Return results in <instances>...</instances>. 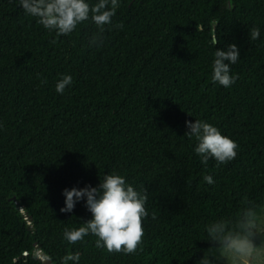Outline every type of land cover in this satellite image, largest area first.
I'll return each mask as SVG.
<instances>
[{
	"label": "trees",
	"instance_id": "16d2710c",
	"mask_svg": "<svg viewBox=\"0 0 264 264\" xmlns=\"http://www.w3.org/2000/svg\"><path fill=\"white\" fill-rule=\"evenodd\" d=\"M112 19L90 49V22L56 37L0 0V264H59L68 252L79 264H218L206 225L236 231L242 212L264 211V0H120ZM230 44L240 59L224 88L211 62ZM61 74L73 78L63 95ZM195 119L234 140L236 158L201 164L185 136ZM112 172L148 195L133 254L98 249L92 235L62 240L90 218L83 201L60 213L62 190Z\"/></svg>",
	"mask_w": 264,
	"mask_h": 264
},
{
	"label": "clouds",
	"instance_id": "9594fccd",
	"mask_svg": "<svg viewBox=\"0 0 264 264\" xmlns=\"http://www.w3.org/2000/svg\"><path fill=\"white\" fill-rule=\"evenodd\" d=\"M120 0H17L24 14L32 17L49 33L56 37L67 36L74 32L78 25L90 22L96 31L88 37L87 47L99 49L104 45L103 33L106 26L113 25V17ZM123 29L122 23L114 25ZM250 39L260 37V29L250 31ZM55 41H53L54 43ZM217 39L210 45L214 48ZM239 49L235 44L225 49L214 50L211 62V81L214 84L230 87L236 77L231 74V66L239 60ZM73 78L61 74L56 80L54 90L63 95L71 87ZM185 136L195 140L193 152L200 163L207 165L209 159L225 164L237 156V143L212 124L195 119L185 121ZM204 181L214 183L211 175H205ZM63 206L60 213L71 214L78 203L90 213V218L77 228H65L62 240L70 245L84 241L86 236L96 237L95 247L109 253L133 254L142 243L144 230L142 220L148 217L146 190L138 191L126 182L123 175L116 172L104 174L99 183L93 187H71L62 190ZM154 218V217H153ZM236 231H230L222 219L213 220L206 225L208 241L215 245L220 255L231 259L234 264H264V214L249 208L241 213ZM79 252H68L60 258L59 264H79ZM203 264H210L209 259Z\"/></svg>",
	"mask_w": 264,
	"mask_h": 264
},
{
	"label": "rangeland",
	"instance_id": "374dc122",
	"mask_svg": "<svg viewBox=\"0 0 264 264\" xmlns=\"http://www.w3.org/2000/svg\"><path fill=\"white\" fill-rule=\"evenodd\" d=\"M264 214V211L263 213ZM218 264H234V262L229 258V259H225L223 258L221 255L218 257ZM240 264H244L243 261L240 262Z\"/></svg>",
	"mask_w": 264,
	"mask_h": 264
},
{
	"label": "water",
	"instance_id": "95a60500",
	"mask_svg": "<svg viewBox=\"0 0 264 264\" xmlns=\"http://www.w3.org/2000/svg\"><path fill=\"white\" fill-rule=\"evenodd\" d=\"M43 264H51V261L48 258L42 259Z\"/></svg>",
	"mask_w": 264,
	"mask_h": 264
}]
</instances>
